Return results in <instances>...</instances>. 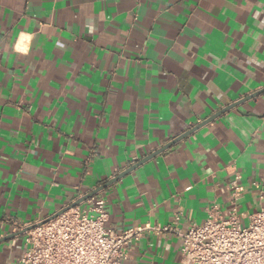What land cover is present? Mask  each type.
Segmentation results:
<instances>
[{"label":"crops","instance_id":"0c3cea01","mask_svg":"<svg viewBox=\"0 0 264 264\" xmlns=\"http://www.w3.org/2000/svg\"><path fill=\"white\" fill-rule=\"evenodd\" d=\"M264 89V0H0V264L41 222ZM264 206V93L99 192L106 228L201 224ZM189 188V189H188ZM88 210L87 201L80 204ZM126 264H185L145 234Z\"/></svg>","mask_w":264,"mask_h":264},{"label":"built area","instance_id":"2783aa9c","mask_svg":"<svg viewBox=\"0 0 264 264\" xmlns=\"http://www.w3.org/2000/svg\"><path fill=\"white\" fill-rule=\"evenodd\" d=\"M240 180L235 172L227 210L212 207L203 223L184 231L179 227L182 212L166 224L109 230L106 202L96 196L87 200L88 210L77 206L44 224L14 225L27 246L20 264H126L130 248L145 234L177 236L185 264H264V206L240 212Z\"/></svg>","mask_w":264,"mask_h":264},{"label":"water","instance_id":"95a60500","mask_svg":"<svg viewBox=\"0 0 264 264\" xmlns=\"http://www.w3.org/2000/svg\"><path fill=\"white\" fill-rule=\"evenodd\" d=\"M264 93V89L257 91L253 94H251L250 96H247L245 98H242L241 100L230 104L229 106L225 107L224 109L220 110L219 112H217L216 114H214L213 116H211L210 118H208L207 120H205L201 125L189 130L188 132L184 133L183 135H181L180 137L176 138L175 140H173L172 142L168 143L167 145H165L164 147H162L160 150L154 152L153 154H151L150 156L144 158L143 160L137 162L136 164L132 165L131 167H129L128 169H126L125 171H123L121 174L117 175L116 177L112 178L111 180H109L108 182H106L105 184H102L101 186H99L98 188L94 189L92 192L84 195L83 197L79 198L77 201H75L74 203H72L71 205L59 210L58 212H56L55 214H53L52 216L46 218L45 220H42L41 222H39V224H44L45 222L57 217L58 215L73 209L77 206H79L80 204L84 203L85 201H87L88 199L94 197L95 195H97L99 192H101L102 190H104L105 188L109 187L110 185L114 184L115 182H117L120 178H122L123 176H125L126 174H128L130 171L134 170L136 167L140 166L141 164L145 163L146 161L150 160L151 158L155 157L156 155H158L159 153L169 149L171 146H173L175 143L179 142L180 140H182L183 138L187 137L188 135H190L191 133H193L194 131H196L198 128H200L201 126L213 121L215 118H217L218 116H220L221 114L227 112L228 110L235 108L237 105L250 100V99H254L256 97H258L259 95ZM35 225H32L28 228H26L24 231L30 230L32 228H34ZM23 231V232H24ZM22 232L18 233L21 234Z\"/></svg>","mask_w":264,"mask_h":264}]
</instances>
